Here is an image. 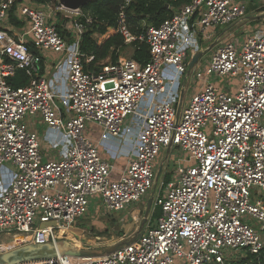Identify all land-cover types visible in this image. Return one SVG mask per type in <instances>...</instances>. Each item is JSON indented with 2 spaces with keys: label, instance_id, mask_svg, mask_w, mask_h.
<instances>
[{
  "label": "built area",
  "instance_id": "obj_1",
  "mask_svg": "<svg viewBox=\"0 0 264 264\" xmlns=\"http://www.w3.org/2000/svg\"><path fill=\"white\" fill-rule=\"evenodd\" d=\"M54 8L72 15L64 22L68 38L58 33L51 12L29 0H0V233L22 237L7 249L59 241L85 246L66 231L88 215L91 197L114 214L152 190V210L160 214L134 243L109 255L17 264H231L264 252V198L252 199V190L264 191V28L239 48L219 42L209 64L193 71L200 89L182 108L179 93L209 31L241 22L248 5L190 0L137 36L120 11L114 31L126 46L144 42L149 60L101 62L98 71L88 69L94 56L80 50L84 33L98 21L81 9ZM13 10L22 29L9 22ZM45 52L57 54L66 72L61 106L40 76ZM18 70L28 83L14 87L9 79ZM37 116L62 134L60 160L42 159L39 136L26 121ZM88 123L102 128L98 144L85 135ZM125 133L131 157L113 180V165L99 146ZM173 149L175 171L155 182L161 152ZM248 220L259 222L263 233Z\"/></svg>",
  "mask_w": 264,
  "mask_h": 264
},
{
  "label": "trees",
  "instance_id": "obj_2",
  "mask_svg": "<svg viewBox=\"0 0 264 264\" xmlns=\"http://www.w3.org/2000/svg\"><path fill=\"white\" fill-rule=\"evenodd\" d=\"M35 5H55L57 0H30ZM190 0H92L81 8L84 13H91L98 21L92 25L83 35L80 50L85 56L92 54L94 61L88 69L98 71L102 60L109 58L110 63H116L119 59V53L127 46L121 34L114 31L116 17L122 11L129 25V30L133 35L144 34L147 29L159 26L165 19L172 16V8H179L189 3ZM107 22L104 24L102 21ZM66 20H64L65 22ZM9 22L16 29H22L25 23L20 22L14 15V10L10 12ZM64 22L56 26L58 33L68 38L67 29ZM132 59L140 64H145L149 60L148 46L144 42H134ZM32 47V46H31ZM28 83V77L23 71L18 70L16 74L9 79V84L14 87L24 86ZM152 210V209H151ZM160 210L155 208L151 211L150 221L159 216ZM87 216L79 221L85 220ZM77 221L74 227L78 225ZM83 230L81 228H77ZM231 264H264V252L259 256H248L242 261L232 262Z\"/></svg>",
  "mask_w": 264,
  "mask_h": 264
},
{
  "label": "rangeland",
  "instance_id": "obj_3",
  "mask_svg": "<svg viewBox=\"0 0 264 264\" xmlns=\"http://www.w3.org/2000/svg\"><path fill=\"white\" fill-rule=\"evenodd\" d=\"M242 2L245 3L246 5L254 6V8H259V9L263 8L261 11L263 12L262 13L263 15L260 18H262L261 21L264 20V5H263L264 0H242ZM48 5L50 6L49 10L51 12V16L55 15L57 18V23L55 24L56 26L63 23L67 17L72 16L71 13H68L66 11L55 10L54 6L56 4L55 5L48 4ZM46 6L47 4L44 5V7ZM254 13L255 12H252L250 14H254ZM86 14H88L92 18H95L93 14L91 13H86ZM257 16H260V15L257 14ZM102 22L106 24L105 22L107 21L103 19ZM244 27L245 26L241 28L237 27L234 30L235 33L233 34L232 38L229 40L231 41V43H233V45L236 48L240 47L241 43L244 40V37L247 35V32L245 31L246 27L245 28ZM218 46L219 44L215 45L214 48H212L211 50L203 54L199 58L197 63L195 64L194 68L189 72L188 78L186 80V87L188 88V92L185 91L184 93V96H183L184 101L187 99V97L193 94L194 89L196 87V82H195L193 71L197 69H203L204 66L208 65L212 54L218 48ZM131 53H132V49L128 46L127 48H124L120 51L119 58L120 57L128 58L131 55ZM182 81L183 79L181 80V82ZM223 81H227V79L223 78ZM174 154H176L175 149H173L169 153H167L166 150H163L161 152V155H160L161 160H164L165 157L167 156L165 166L163 169L164 171H168V172L175 171V166L171 160ZM162 177L163 176L161 174L160 178ZM255 194L257 195L258 199L260 197L264 198V191L252 190L253 201L257 199L255 197ZM152 195L154 196V193L151 190L144 195L140 203L138 204L133 203L129 205L127 209L128 211L122 212V213H114V214L104 213L105 210L101 202H99L100 199L98 197H91L89 199V213L86 217L87 219L79 221L80 224L82 223L81 224L82 227H79L78 225L73 227V229H77V228L84 229V231L79 230L84 233H81V234L79 233L80 235L78 236V238L75 239L77 241V244L78 242H81L82 245H85V246H94V248H102V247H106L108 245L114 244L123 238L128 237L129 235H131L133 232H135L138 229L141 223V220L143 218L144 211L146 209V203L148 199L152 197ZM151 211L149 213V217L151 215ZM248 223L255 230L259 231L260 233H263V231H261L262 225L259 222L254 221V220H248ZM9 236L10 237L12 236V237L10 238ZM17 238H19L18 235L10 234L6 236L5 234L0 233V254L10 251L7 249L8 247L11 248L19 244ZM14 240H16V242ZM59 246L62 247L61 244ZM85 246L79 245L77 246V248H84ZM48 249L49 248L47 247H41L39 250L47 251ZM227 256L234 257L235 255H233L232 251H229L227 253Z\"/></svg>",
  "mask_w": 264,
  "mask_h": 264
},
{
  "label": "crops",
  "instance_id": "obj_4",
  "mask_svg": "<svg viewBox=\"0 0 264 264\" xmlns=\"http://www.w3.org/2000/svg\"><path fill=\"white\" fill-rule=\"evenodd\" d=\"M30 5L32 7L41 8L47 12H50V10L44 6L35 5L34 3H30ZM262 9L263 8L259 9V8H254V6L248 5V15L244 20L230 27H219L210 30L208 37L206 39H203L201 42L200 45L201 49L203 50L205 47L211 45L209 49L211 50L212 48L215 47V45L219 44V42H231L229 40L232 38L233 34L235 33L234 30L237 27L241 28L245 26L246 27L245 31L247 32V35L255 31L256 29L264 28V23H263L264 20L261 21L262 18H260L263 15L262 14L263 12H261ZM252 12L255 13L250 14ZM257 14L260 16H257ZM54 16H51L52 17L51 21L54 24H56L57 18L56 16L55 17ZM247 35L244 37V39L247 37ZM129 47L132 49L133 52L134 46L132 45ZM131 55L129 57H131ZM58 58L59 56L57 54L50 52L43 53L40 76H42L47 82H49L51 90L54 92L55 95V101L60 105V100L58 99V97L64 92H66L68 83L66 79V72L63 70V68H59L57 66ZM119 59H123V57H120ZM101 62H109V58H106ZM199 89H200V85L196 84L194 91ZM185 91L188 92V88L186 87V81L183 79L179 87V93L181 95L180 108L184 107V105L187 103V101L191 96L190 95L189 97H187V99L184 101L183 96ZM26 121L28 125L33 130H35L39 136V146L41 150L42 159L44 161L60 160L63 157L65 151V143L62 134L59 132L48 130L38 116L32 119H26ZM101 134H102V128L100 126L94 123H88L86 125L85 135L89 137L93 142L98 144ZM102 145L99 146L100 156L104 160L112 163L113 171L111 173V178L113 180H116L119 178L124 168H126L129 158L131 157L130 154L133 147L132 140L130 139V136L125 133L121 138H113L107 144H105V146ZM167 153L169 152L167 151ZM166 158L167 156L165 157L164 160H161V156H159L156 162L157 170L160 165H163V169H164ZM163 172L164 170H162V173Z\"/></svg>",
  "mask_w": 264,
  "mask_h": 264
},
{
  "label": "water",
  "instance_id": "obj_5",
  "mask_svg": "<svg viewBox=\"0 0 264 264\" xmlns=\"http://www.w3.org/2000/svg\"><path fill=\"white\" fill-rule=\"evenodd\" d=\"M90 1L92 0H57V3L65 9L74 11L81 9ZM210 47L211 45L205 47L201 51H197L193 53L188 65V73L190 72V70H192L194 65L199 60V58L204 53H206L210 49ZM162 170H163V165H160L156 173L155 182H157V180L159 179ZM152 205H153V195L151 198L148 199L146 203V209L144 211V215L138 229L128 237L123 238L114 244L102 248H91V249H80L67 241H59L55 245L54 244L27 245L0 254V264H17L26 261L53 258L56 257L57 255L71 256L76 258H93V257H103L109 255L111 253H114L122 249L125 246L134 243L138 239L139 235L141 234L144 227L148 223L149 213L152 209ZM60 244L62 247L59 246ZM41 247H47L49 248L48 249L49 251L39 250Z\"/></svg>",
  "mask_w": 264,
  "mask_h": 264
},
{
  "label": "bare ground",
  "instance_id": "obj_6",
  "mask_svg": "<svg viewBox=\"0 0 264 264\" xmlns=\"http://www.w3.org/2000/svg\"><path fill=\"white\" fill-rule=\"evenodd\" d=\"M78 230V231H77ZM66 232H68V238H70L72 235L76 238H78V236L81 234V233H84L82 231H79V229H68ZM80 233V234H79ZM7 236V234H5ZM10 235V234H8ZM59 235H61V232L59 233ZM19 238H17L18 242L20 243L22 241V237L20 235H18ZM10 237V236H9ZM12 237V236H11ZM10 237V238H11ZM16 242V240H14ZM77 242V241H76Z\"/></svg>",
  "mask_w": 264,
  "mask_h": 264
}]
</instances>
